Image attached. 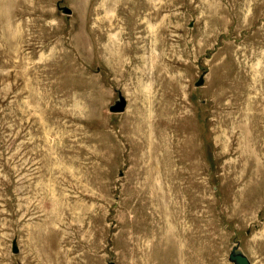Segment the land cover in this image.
Segmentation results:
<instances>
[{
    "label": "rangeland",
    "instance_id": "rangeland-1",
    "mask_svg": "<svg viewBox=\"0 0 264 264\" xmlns=\"http://www.w3.org/2000/svg\"><path fill=\"white\" fill-rule=\"evenodd\" d=\"M232 250L264 264V0H0V264Z\"/></svg>",
    "mask_w": 264,
    "mask_h": 264
},
{
    "label": "water",
    "instance_id": "water-1",
    "mask_svg": "<svg viewBox=\"0 0 264 264\" xmlns=\"http://www.w3.org/2000/svg\"><path fill=\"white\" fill-rule=\"evenodd\" d=\"M64 11L66 13H71V10L67 7L64 8ZM126 107V101L124 98H121L120 101L115 102L113 105H111L109 107V110L111 112H122L125 110ZM13 251L17 252L18 249L16 248V246L13 247ZM228 259L233 262V264H249V260L248 258L241 254V253H235L234 250H232L229 253Z\"/></svg>",
    "mask_w": 264,
    "mask_h": 264
}]
</instances>
